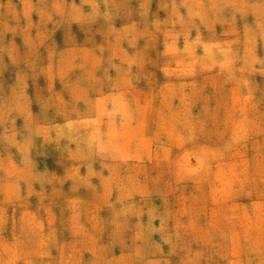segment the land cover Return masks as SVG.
<instances>
[{
  "label": "clouds",
  "instance_id": "1",
  "mask_svg": "<svg viewBox=\"0 0 264 264\" xmlns=\"http://www.w3.org/2000/svg\"><path fill=\"white\" fill-rule=\"evenodd\" d=\"M0 264H264V0H0Z\"/></svg>",
  "mask_w": 264,
  "mask_h": 264
}]
</instances>
